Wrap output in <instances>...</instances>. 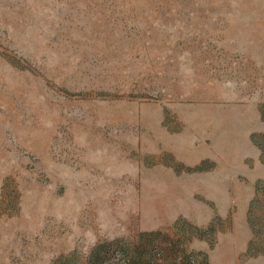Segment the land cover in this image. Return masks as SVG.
Segmentation results:
<instances>
[{
    "label": "rangeland",
    "instance_id": "1",
    "mask_svg": "<svg viewBox=\"0 0 264 264\" xmlns=\"http://www.w3.org/2000/svg\"><path fill=\"white\" fill-rule=\"evenodd\" d=\"M0 264H264V0H0Z\"/></svg>",
    "mask_w": 264,
    "mask_h": 264
}]
</instances>
